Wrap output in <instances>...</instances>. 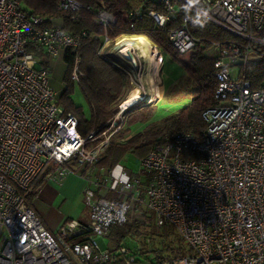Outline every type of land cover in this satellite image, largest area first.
Masks as SVG:
<instances>
[{"label": "built area", "instance_id": "obj_1", "mask_svg": "<svg viewBox=\"0 0 264 264\" xmlns=\"http://www.w3.org/2000/svg\"><path fill=\"white\" fill-rule=\"evenodd\" d=\"M161 1L163 13L149 12L160 26L179 9ZM178 1L194 12L168 32L179 54L196 42L189 23L206 20L236 38L212 44L215 103L201 112V134L166 138L133 173L121 162L96 165L124 111L98 141L92 131L82 136L77 117L57 101L50 65L41 63L76 48L81 34L45 26L17 0H0V264H264V91L252 89L238 68L258 61L264 49V0ZM56 2L71 17L81 8L77 0ZM97 21L114 19L102 9ZM122 37L112 41L117 52ZM71 78L78 79L76 65ZM69 173L83 179L88 218L66 219L51 232L29 203L32 185L39 176ZM149 218L174 227L191 253L144 262L121 245L102 250L94 238L112 225Z\"/></svg>", "mask_w": 264, "mask_h": 264}, {"label": "trees", "instance_id": "obj_2", "mask_svg": "<svg viewBox=\"0 0 264 264\" xmlns=\"http://www.w3.org/2000/svg\"><path fill=\"white\" fill-rule=\"evenodd\" d=\"M17 1L25 14L43 16L45 26H58L67 32L81 34V41L76 48H66L63 51L64 87L57 95V101L65 113H73L77 117V129L82 136L92 131L98 135L94 142L101 138L99 134L108 127L131 78L120 60L101 50L105 36L111 43L123 34L147 37L166 55L167 61H164L163 68L167 95H175L169 90L170 83L175 79L185 84L182 90L188 89L195 94L185 105L171 108L170 112L134 132L132 128L135 125L154 118L163 109L157 103L146 107L145 100L139 101L125 113L122 128L109 138L96 165L113 167L126 155H134L140 159L147 150L179 132L201 134L204 128L201 112L215 103V50L212 44L224 43L228 39L236 38L235 36L206 20L198 24L189 23V33L196 42L189 51L179 54L168 39V32L180 24L184 15L194 14L182 3L175 18L160 26L149 12L154 10L163 13L164 5L161 0H77L81 8L75 17L58 10L56 0ZM102 9L114 19L106 26L97 21V13ZM261 51L258 61L240 65L238 68L240 75L249 82L252 89L264 91V49ZM183 56L186 58L183 59ZM41 63L48 65L45 56ZM74 65L78 70L77 81L71 78ZM74 82L79 85L90 106L91 115L88 119L70 98ZM42 180L43 176H39L33 182L32 190ZM107 235L116 242V248L126 235L142 238L144 247L132 251V254L142 255L144 262H150L149 254L153 255L154 261H162L191 253V248L174 227L168 224L157 226L151 218L112 225Z\"/></svg>", "mask_w": 264, "mask_h": 264}, {"label": "rangeland", "instance_id": "obj_3", "mask_svg": "<svg viewBox=\"0 0 264 264\" xmlns=\"http://www.w3.org/2000/svg\"><path fill=\"white\" fill-rule=\"evenodd\" d=\"M173 2L177 7H179L182 3L178 0H173ZM123 35L130 36L125 34ZM120 36L118 37L120 38ZM148 41L150 42V43L148 42V44L146 42L142 43L138 39L133 41L134 57L136 56L134 58V62H131L129 59L124 58L119 52L115 51L116 49L113 47L114 44L111 42L103 43V46L101 47L102 51H107L109 54H112L115 58L120 60L121 63L126 67V69L131 75L129 84L126 88V92L123 97L127 95V93L131 90L132 87L139 86L143 94L142 101L145 100L146 107L153 106L156 103H158V105H161L163 107L161 112H159L154 118H151L150 120L143 122L142 124L135 125L132 128L134 132L140 130L144 125L154 120L155 118H160L161 116L164 115V113L170 112L171 108L185 105L195 96V94L188 89L182 90L183 87L185 88V84L183 83V81H179L178 79H175L169 85V90L173 91L175 95H167L168 93L164 85L165 73L163 68L164 61H167L166 55L160 49L157 51L149 39ZM157 57L161 58V60H158ZM185 58L186 57L183 56V59ZM168 65H170V63H168ZM64 71H65V64L62 61V59L54 58L51 63V83L54 90H57L56 92L58 94L60 93V90L63 88L64 85L62 82V75ZM230 71L232 76L235 77L237 73V67L232 66L230 68ZM123 97L120 99L118 103L121 102ZM70 98L75 105H77L82 109L84 117L86 119L90 118L91 115L90 106L87 100L85 99L79 85L76 82H74L72 90L70 91ZM136 104L124 110V114L133 106L135 107ZM118 111L119 109H117L115 114H113L111 120L113 119L114 115L117 114ZM111 136H113V134ZM139 162H140L139 158L134 155H126L123 157L122 160V163L133 173H137L139 171L140 168ZM77 210H78V216H80V214L81 216L88 215L89 203L87 199L82 197V193H81V202L77 205ZM94 238L96 239V242L98 243L100 249L102 250L106 248H110V249L116 248L117 245L116 242L113 241L107 234L94 235ZM119 245L126 247L133 252L137 251L141 247H144L142 238L131 235H126L122 240H120ZM135 255L136 258L144 260L142 255L139 254H135ZM152 256H153L152 254H149L148 256L150 257L149 259L150 262H154Z\"/></svg>", "mask_w": 264, "mask_h": 264}, {"label": "crops", "instance_id": "obj_4", "mask_svg": "<svg viewBox=\"0 0 264 264\" xmlns=\"http://www.w3.org/2000/svg\"><path fill=\"white\" fill-rule=\"evenodd\" d=\"M62 55L63 52H60L54 58L62 59ZM54 58L48 60L50 68ZM83 186V179L73 173L66 174L62 178L57 176L43 178L29 195V203L47 229L56 232L66 219L87 221L88 215L78 216L77 210V205L81 202Z\"/></svg>", "mask_w": 264, "mask_h": 264}, {"label": "bare ground", "instance_id": "obj_5", "mask_svg": "<svg viewBox=\"0 0 264 264\" xmlns=\"http://www.w3.org/2000/svg\"><path fill=\"white\" fill-rule=\"evenodd\" d=\"M136 39L140 40L142 43L146 42L148 44V42H149L148 39L145 36H142V35L124 36V37L121 38V41H122L123 45L118 50V52L123 57L129 59L131 62H134V58L136 57V56L134 57V47H133V41L136 40ZM152 44L154 45V48H156V50L158 51L159 48L154 43H152ZM142 54H143V52H142ZM157 58H158V60H161V58H159V57H157ZM142 98H143V94H142L139 86L132 87L131 90L127 93V95L125 97H123V99L121 100L120 108H119L118 112H122V111L130 108L132 105H134L137 102H139L140 100H142Z\"/></svg>", "mask_w": 264, "mask_h": 264}, {"label": "water", "instance_id": "obj_6", "mask_svg": "<svg viewBox=\"0 0 264 264\" xmlns=\"http://www.w3.org/2000/svg\"><path fill=\"white\" fill-rule=\"evenodd\" d=\"M118 108H120V107H118Z\"/></svg>", "mask_w": 264, "mask_h": 264}]
</instances>
